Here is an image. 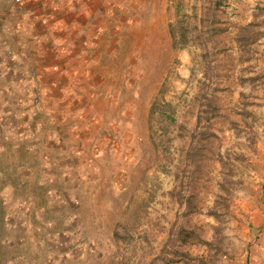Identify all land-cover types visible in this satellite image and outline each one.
<instances>
[{
  "label": "rangeland",
  "instance_id": "1",
  "mask_svg": "<svg viewBox=\"0 0 264 264\" xmlns=\"http://www.w3.org/2000/svg\"><path fill=\"white\" fill-rule=\"evenodd\" d=\"M107 3L80 75L0 81V178L53 222L0 264H264V0Z\"/></svg>",
  "mask_w": 264,
  "mask_h": 264
},
{
  "label": "crops",
  "instance_id": "2",
  "mask_svg": "<svg viewBox=\"0 0 264 264\" xmlns=\"http://www.w3.org/2000/svg\"><path fill=\"white\" fill-rule=\"evenodd\" d=\"M107 2L0 0V81L46 74L48 67L59 70L66 78L80 75L86 68L83 62L89 61L86 52L94 48V30L106 29L105 18L110 10ZM24 167L18 173L25 174L26 181L30 169ZM14 186L0 178V233L9 232L3 234L7 243L15 237L23 242L26 233H30V209L38 211L43 226L53 223L48 214L52 210V192L46 191L45 205L36 206L30 196L16 194Z\"/></svg>",
  "mask_w": 264,
  "mask_h": 264
}]
</instances>
